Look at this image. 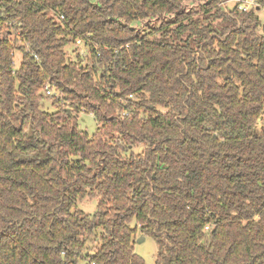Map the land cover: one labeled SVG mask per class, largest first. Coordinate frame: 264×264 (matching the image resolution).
Here are the masks:
<instances>
[{
  "label": "trees",
  "instance_id": "obj_1",
  "mask_svg": "<svg viewBox=\"0 0 264 264\" xmlns=\"http://www.w3.org/2000/svg\"><path fill=\"white\" fill-rule=\"evenodd\" d=\"M227 1L0 0V264H264V0Z\"/></svg>",
  "mask_w": 264,
  "mask_h": 264
},
{
  "label": "rangeland",
  "instance_id": "obj_2",
  "mask_svg": "<svg viewBox=\"0 0 264 264\" xmlns=\"http://www.w3.org/2000/svg\"><path fill=\"white\" fill-rule=\"evenodd\" d=\"M234 4V1L229 0L226 3V8L232 7ZM259 15L262 19L263 17V11L259 12ZM263 20V19H262ZM136 23H133L134 25ZM214 24H219V21H215ZM184 37V36H183ZM82 45V50L84 51V54H86V49ZM67 54L69 57L74 58L75 53V45L73 43L69 44L65 48ZM21 54L18 50L14 51L13 56V68L14 70L19 67ZM53 92V91H52ZM44 110L52 112L54 111V107H52L51 102L49 100H44L43 107ZM77 127L78 129L82 131H86L89 135H92L96 128L97 124L92 114L85 113V112H79L77 116ZM135 150H141V146H137ZM99 196H85L77 201V207L82 210L84 213L88 214L90 217H93L95 212L97 211V204H98ZM130 226H134V221L130 223ZM96 235L97 232L95 233ZM93 243H89L88 247L92 246ZM90 250V248L88 249ZM133 250L134 252L143 258L145 261V264H155V255L157 252V247L154 242V240L150 236H144L141 235L139 232L134 236L133 239Z\"/></svg>",
  "mask_w": 264,
  "mask_h": 264
},
{
  "label": "built area",
  "instance_id": "obj_3",
  "mask_svg": "<svg viewBox=\"0 0 264 264\" xmlns=\"http://www.w3.org/2000/svg\"><path fill=\"white\" fill-rule=\"evenodd\" d=\"M234 1V4H237V7L240 11H248L250 9H253L254 11H258L259 10V5L256 3L255 0H232ZM224 3H222L223 5ZM261 11L264 12V9H262ZM62 18V17H60ZM83 47L86 49V54H84V51L82 50V45ZM75 50L77 51L78 55L81 56L82 58L85 57L87 55V48L85 46V44L81 41V40H76L75 43ZM45 92L46 94H52V90L50 85H46L45 87ZM83 112V111H81Z\"/></svg>",
  "mask_w": 264,
  "mask_h": 264
}]
</instances>
